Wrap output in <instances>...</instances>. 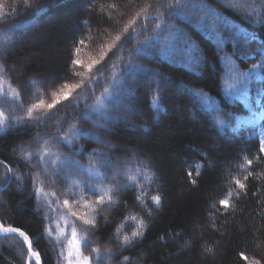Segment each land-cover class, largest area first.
<instances>
[{
    "label": "trees",
    "instance_id": "16d2710c",
    "mask_svg": "<svg viewBox=\"0 0 264 264\" xmlns=\"http://www.w3.org/2000/svg\"><path fill=\"white\" fill-rule=\"evenodd\" d=\"M52 12L58 16L44 21L37 36L40 41L49 39L48 44L56 42V57L30 56L34 46L11 52ZM261 17L264 0H0V110L8 118L5 123L12 124L0 129L1 223L23 230L42 264H67L61 250L66 256L65 235L70 238L73 220L80 237L91 241H82L81 248L83 255L92 258L91 264H264V154L259 151L264 120L256 127L241 124L238 132L233 131L238 118L251 116L249 105L257 112L264 106V57L259 51L264 48V24L257 23ZM80 40L84 43L79 44ZM111 44L115 46L109 51ZM77 46L80 51L74 53ZM105 52L89 78L87 65ZM74 58L83 66L73 64ZM130 63L151 71L127 75ZM12 64L23 68L20 79L11 70ZM232 65L240 72L260 65L255 69L259 78L253 75L248 83L247 103L229 94V84L234 83L229 72ZM65 82L95 84V91L75 90L73 98L86 100L79 104L62 101L52 110L54 119L39 127L17 123L26 119L27 109L39 100L50 103L52 93ZM106 88L112 93L132 91L131 96L122 97L130 109L111 111L117 118L109 123L111 130L81 118ZM193 90L214 100L219 111H209ZM176 92L183 94L178 98ZM154 96L160 105L157 109L150 106ZM175 101L184 109L180 116L175 115ZM137 107L141 112L126 113ZM33 116L46 113L36 110ZM216 116L226 122L222 131L214 121ZM72 125L99 133L118 147L82 136L70 146L61 143L51 151L90 166L95 165L89 158L95 149L119 157L114 164L123 167L127 163L132 169L137 167L132 162L135 154L137 161L148 162L144 167L149 175L156 173L150 181L138 178L140 187L125 188L116 197L118 204L99 210L94 230L72 217L71 211L87 212L93 218L85 201L97 199L88 185L100 183L99 178L72 173L66 182L64 176L72 170L65 169L58 178L52 174L53 184L36 157L29 163L22 152L35 151L41 138L54 142L68 135ZM57 128L61 131L55 134ZM37 178L44 192L55 195L38 198L33 188ZM237 180L246 188L241 189ZM116 183L125 181L113 179L109 171L103 184ZM68 188L76 195L64 194ZM155 196L161 197L159 207L152 200ZM224 199L230 207L220 204ZM64 200L70 208L63 206ZM141 221L146 225L143 229ZM117 226L121 239L137 230L143 237L123 246L115 237ZM94 248L100 249L99 259ZM106 249H111V256ZM28 257L20 237H0V264H27Z\"/></svg>",
    "mask_w": 264,
    "mask_h": 264
},
{
    "label": "snow or ice",
    "instance_id": "6c2138e0",
    "mask_svg": "<svg viewBox=\"0 0 264 264\" xmlns=\"http://www.w3.org/2000/svg\"><path fill=\"white\" fill-rule=\"evenodd\" d=\"M171 7V6H170ZM206 7V6H205ZM211 11V10H210ZM174 14H179L178 12ZM135 20L130 22L131 24H134ZM257 23L264 24V17H261L260 20L257 21ZM127 27L125 28V32H127ZM121 37L117 35L115 37L116 41H119ZM84 41L80 40L79 44H83ZM114 44L108 45V50L111 51L114 47ZM141 49H137L139 52ZM80 49L77 46L74 49V53H79ZM262 57H264V48L259 49ZM107 55V53H102L100 58L92 59L89 64L87 65V71L89 73V78H91V75L93 73V69L96 68L97 65L101 64L104 57ZM115 55V53H114ZM73 64L78 66H83V62L79 59H73ZM231 63V62H230ZM260 65H253L252 68L249 70V72H240L235 69V66L232 65L229 67V72L231 74V78L233 79L234 83L229 84L230 95L234 96L236 99H242L247 103L248 96H247V88L248 83L253 75H256L259 78V74L255 72V69L259 68ZM99 71V69H97ZM151 71L150 69L144 68L143 65H136L131 64L129 65L127 75H135L137 72L141 73H147ZM74 75H80V73H74ZM155 73L153 74V77L151 79H155ZM99 82V77L97 78L96 83ZM87 92H94L95 91V84H89L87 86L83 85L82 83H73L68 84L65 82L61 88L52 93L53 99L50 103H45L44 100H39L38 103L31 105L30 108L27 109V117L26 119L21 118L17 121V123L23 124L24 126H36L39 127L41 123H48L51 122L54 119V113L52 110L56 108V105L61 103L64 100H71L73 104H79L82 102V100H86V97L82 98L81 100H77L72 97V93L81 88H85ZM194 95H196L202 102L204 106L209 111H219V107L215 104L214 100H210V98L205 95L202 92H198L196 90H193ZM132 91L130 89H123L122 92L118 93H112L109 92L106 88L104 91V94L101 97L96 98V102L92 104L89 108V110L84 111L81 114V118L92 122L99 128H103L106 130H111L109 128V123H115L117 122V118L113 115H111V111H113L117 107H126L130 109V105H125L123 103L122 97L125 96H131ZM259 105V101L257 102ZM150 106L153 109L159 108V102L158 98L154 96V98L150 102ZM249 109L251 111V116L248 118H238V124L236 128H233L234 132L239 131L240 125H246L250 127H256L260 120H264V106L260 107V111L257 112L255 110L251 109V106L249 105ZM36 110H40L41 112H45V117H35L33 116V112ZM231 115V114H230ZM93 116H96L97 118L95 120L92 119ZM7 117L4 116V113L2 110H0V129H3L5 127H11V122L5 123L7 121ZM215 123L221 128V131L223 130V127L226 126V122L221 119L219 116L214 117ZM61 131L60 128H57L55 130V134H58ZM68 135L60 136L59 139L55 140L54 142L46 140L41 138V142L39 144V147L33 151L30 149H22V152H26L27 159L29 163L32 162V157H36V163L40 164L42 166V171L45 173V175L48 176L49 181L53 184L56 183V179L53 178L52 174H55V177H59L60 174L65 169L72 170L68 174L64 176L65 181L71 179L72 173H81V174H87L90 177L93 178H99L100 183L97 184H89L88 187L94 192V194L97 196V199L95 201H85V208L90 209L93 218H88V213L86 212L84 215H79L76 211H71V216L75 217L77 220L81 221L84 225H87L90 229L94 230L96 227V220L95 215L98 213L99 210L103 209L104 206H107L108 208H111L113 205H116L119 203L118 197L120 193L125 189H135L137 187H140L138 184V178H143L145 180H151L152 177L156 175L155 172H152L151 175H149V170L144 167L148 162L147 161H137L135 159V154H133L132 162L137 164V167L132 169L129 168L127 163L120 167L116 164H114V160H118L119 157H111L107 153L99 152L97 150H93L89 154L90 159L95 160V165L90 166H84L80 164L78 160H75L72 157L66 156L64 153L60 152H54L51 151V148L55 145H59L63 143L66 146H70L74 140H76L79 137H90L93 138L98 143H103L109 148H116L117 145L111 143L110 141H105L101 138L99 133L95 132H88L84 131L83 129L72 125L68 128ZM261 135L264 137V129H261ZM260 153L264 154V139H261L260 141ZM80 152H83V146L80 147ZM204 155V154H201ZM61 157H65L61 159ZM2 163V162H0ZM247 163L249 165L252 164L251 160H248ZM97 165L99 168H104L108 171L101 172L98 170ZM9 172H11V169H7ZM51 170V172L49 171ZM109 171L112 173V178L117 179L118 177H123L125 183H116L115 185H104L103 180L109 175ZM189 176H191V173H188ZM12 179V176L8 177V181L10 182ZM73 183H76L73 181ZM237 185L241 189H245V184L241 183L239 180L235 181ZM34 188V194L40 197H47L49 195H55L54 193H46L44 192V189L40 186L37 178V182L33 185ZM64 194L73 195L75 196L76 193L71 190V188H68L67 191ZM81 199L83 197L81 196ZM137 201L142 202V197L137 196ZM153 202L156 204L157 207L160 206L161 197L155 196L152 198ZM63 206L69 207L70 204L68 200H64L62 202ZM220 204L224 207H230L229 200L224 199L220 201ZM150 214V213H149ZM134 219V217H132ZM68 221L65 220V224H67ZM146 225L143 223V221L140 222V229L145 228ZM57 228L59 229L60 226L57 224ZM49 233L52 232V229L49 228ZM0 233L8 234V233H17L19 236L23 237L25 240V244L28 248L29 258L27 261V264H33V262L38 257V253H34V250L32 248V241L31 238L27 236L26 233H24L21 229L16 227H5L3 223H0ZM61 235H65L63 232V229H60ZM115 237L117 239L120 238V226H117V230L115 233ZM137 237H143V232L141 230H137L133 232L132 236L124 235L121 239V243L123 246H127L132 243L133 239ZM65 240L67 244V255H64L63 250H61V258L67 261V264H91V257L83 255L81 248H82V241L85 244H90L91 241L88 239L87 236L80 237V234L78 233L76 227H75V220L72 221V227L70 232V238L65 235ZM93 253L97 254V259H99V248L92 249ZM105 252L108 256L112 255L111 249H106ZM241 256L247 260V257L244 256L243 253H241ZM128 258L125 257V261H127Z\"/></svg>",
    "mask_w": 264,
    "mask_h": 264
},
{
    "label": "rangeland",
    "instance_id": "374dc122",
    "mask_svg": "<svg viewBox=\"0 0 264 264\" xmlns=\"http://www.w3.org/2000/svg\"><path fill=\"white\" fill-rule=\"evenodd\" d=\"M85 9H88L85 6ZM58 16V15H57ZM56 14L52 13H48V15H46L43 20H42V24L38 22L37 25H34L32 28V30H30V33L27 37L23 38L14 48L11 52H15L16 50L22 48V47H33V50L29 53L30 56H35V57H45V58H54L57 56L58 53V48L56 45V42L53 40L51 42H53L52 44H48L49 39H46V41H40L39 37L37 36V31L40 30L44 23L54 19L55 17H57ZM45 21V22H44ZM44 22V23H43ZM40 24V25H39ZM48 44V45H47ZM36 47V48H35ZM11 70L13 71L14 75L20 79L22 77L23 74V68L21 66H18L17 64H12L11 65ZM50 80H53V77H50ZM183 93L181 92H176V97H181ZM178 97V98H179ZM174 107L176 109L175 115L180 116L183 114L184 109L182 107V105H180L177 101H175L174 103ZM136 112H141L140 108H134L133 111H128L126 110V113L129 114H133ZM189 115L191 116L192 121H196L195 117L192 116V114L189 112ZM198 122V121H197ZM142 136L145 137V133L138 131ZM214 148H217V145L214 146ZM143 261H139L138 264H142ZM33 264H37L35 261L33 262Z\"/></svg>",
    "mask_w": 264,
    "mask_h": 264
},
{
    "label": "water",
    "instance_id": "95a60500",
    "mask_svg": "<svg viewBox=\"0 0 264 264\" xmlns=\"http://www.w3.org/2000/svg\"><path fill=\"white\" fill-rule=\"evenodd\" d=\"M0 223H1V222H0ZM23 232H24V231H23ZM24 233H25V232H24ZM3 234H4V233H0V236L3 235ZM8 234L19 236V234H17V233H8ZM4 235H5V234H4ZM27 236H28V235H27ZM20 237H21V236H20ZM28 237H29V236H28ZM21 238H23V237H21ZM23 239H24V238H23ZM36 262L39 263V264H42L40 260H39V261L36 260Z\"/></svg>",
    "mask_w": 264,
    "mask_h": 264
},
{
    "label": "bare ground",
    "instance_id": "6f19581e",
    "mask_svg": "<svg viewBox=\"0 0 264 264\" xmlns=\"http://www.w3.org/2000/svg\"><path fill=\"white\" fill-rule=\"evenodd\" d=\"M115 127H117V126H115ZM37 258H38V257H37ZM37 258H36V259H37Z\"/></svg>",
    "mask_w": 264,
    "mask_h": 264
}]
</instances>
